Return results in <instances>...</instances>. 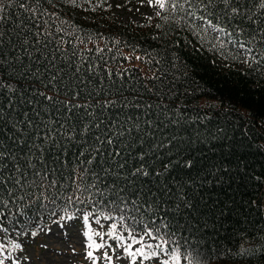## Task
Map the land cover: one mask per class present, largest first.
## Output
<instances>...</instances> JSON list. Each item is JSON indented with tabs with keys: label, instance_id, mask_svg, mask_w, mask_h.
<instances>
[{
	"label": "trees",
	"instance_id": "obj_1",
	"mask_svg": "<svg viewBox=\"0 0 264 264\" xmlns=\"http://www.w3.org/2000/svg\"><path fill=\"white\" fill-rule=\"evenodd\" d=\"M0 9L6 228L89 206L188 264H264V0L208 9L230 35L170 10L125 24L110 0Z\"/></svg>",
	"mask_w": 264,
	"mask_h": 264
},
{
	"label": "rangeland",
	"instance_id": "obj_2",
	"mask_svg": "<svg viewBox=\"0 0 264 264\" xmlns=\"http://www.w3.org/2000/svg\"><path fill=\"white\" fill-rule=\"evenodd\" d=\"M110 3L115 17L125 24L157 20L162 14V10L150 6L148 0H110ZM157 12H160L159 16L156 15ZM57 215L58 213L54 216L46 213L44 217L36 220L25 216V222L31 229L22 234L21 241L16 242L20 245L19 248L9 246L0 259H4L5 264H108L104 258L105 252L112 257V264H160L167 258L164 255L150 260L137 257L133 262L122 247H117L114 239L107 235L103 237L96 235L97 232L106 233L112 222L96 212L84 211L75 216ZM85 215H88L87 220L84 218ZM96 217L100 218L99 225L96 223ZM119 234L126 238L121 229ZM0 236L6 238L1 229ZM89 242L102 243L105 247H90ZM136 246L134 245V248ZM89 251L93 252V257L87 255Z\"/></svg>",
	"mask_w": 264,
	"mask_h": 264
},
{
	"label": "snow or ice",
	"instance_id": "obj_3",
	"mask_svg": "<svg viewBox=\"0 0 264 264\" xmlns=\"http://www.w3.org/2000/svg\"><path fill=\"white\" fill-rule=\"evenodd\" d=\"M74 2L75 0H73V3ZM216 2L217 0H148L150 6L158 7L161 10H170L178 15L182 14V16L188 17L193 22L199 20L201 25H203V31L211 29L218 33L224 32L230 35L219 22H213L216 17L213 16V13L208 12V9ZM220 3L229 5V0H220ZM196 6H199L203 10V14L198 15L196 12L192 11L193 7ZM214 11L215 9H213V12ZM230 11L232 16H235L238 14L239 9L237 7H230ZM156 15L159 16L160 12H157ZM0 19H2V17H0ZM165 19H167V17H165ZM157 27H159V25H157ZM239 47L244 48L245 45L240 43ZM48 99L50 100L51 97H48ZM84 131H87V126H85ZM96 140L99 141L100 138L96 137ZM107 143H112V138L110 136L107 138ZM81 155H83V153H81ZM88 163H91V161H88ZM136 171L143 175H147L146 172H142V169L138 168ZM84 218L87 220L88 215H85ZM95 219L96 223L99 225L100 218L96 217ZM104 219L112 220L113 222L108 226V231L106 233L97 232L96 235L101 237L107 235L114 239L117 242V247H122L124 253L127 254L133 262L137 260V257H140L142 260H150L164 255L167 258L161 261L160 264H181L182 257L178 246H174L175 241L170 240L167 235L162 234L160 229H153L145 226L143 233L138 235L127 224L126 218L122 215L119 216L118 220L111 215L105 216ZM165 227L167 226L165 225ZM121 228L127 232V239L119 234ZM33 235H35V233H33ZM89 240H91V236H89ZM134 245H139V247L134 248ZM13 247L19 248L20 245L14 244ZM90 247L103 248L105 245L93 242L90 244ZM4 249L5 245L0 243V256L3 255ZM87 255L93 257V252L89 251ZM104 258L108 261V264H112V257L108 252L104 253ZM0 264H5V260L0 259ZM189 264H191L190 261Z\"/></svg>",
	"mask_w": 264,
	"mask_h": 264
}]
</instances>
